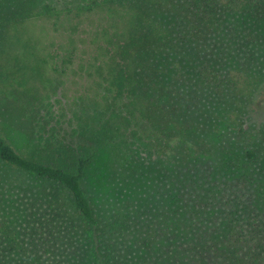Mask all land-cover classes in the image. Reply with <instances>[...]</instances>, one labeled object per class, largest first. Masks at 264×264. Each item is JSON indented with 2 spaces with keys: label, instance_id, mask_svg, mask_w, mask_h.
Segmentation results:
<instances>
[{
  "label": "trees",
  "instance_id": "1",
  "mask_svg": "<svg viewBox=\"0 0 264 264\" xmlns=\"http://www.w3.org/2000/svg\"><path fill=\"white\" fill-rule=\"evenodd\" d=\"M92 13L103 23L93 47L81 51L85 103L68 132L65 113L51 101L52 80L81 53L68 36L57 48L66 53L61 58L27 26L40 21L72 32ZM234 16L264 26V0H72L60 8L50 0H0V98L6 113L28 121L24 135L45 156L22 155L0 132V161L36 183L27 208H12L18 220L0 217V264H264V201L247 196L253 179L243 176L256 150L227 156V183L209 184L199 197L193 170L172 174L186 179L182 185L156 188L144 180L196 159L206 130L183 114L187 103L203 99L192 84L222 106L224 120L241 125L264 91V55L255 59L254 34L236 28ZM227 33L229 54L216 42ZM229 64L243 76L253 72L244 87ZM73 137L106 149L130 195L122 209L101 208L86 192L96 155L76 152Z\"/></svg>",
  "mask_w": 264,
  "mask_h": 264
},
{
  "label": "rangeland",
  "instance_id": "2",
  "mask_svg": "<svg viewBox=\"0 0 264 264\" xmlns=\"http://www.w3.org/2000/svg\"><path fill=\"white\" fill-rule=\"evenodd\" d=\"M50 1L59 8L70 5L72 2V0ZM100 17L101 14L99 13H92L83 17L79 21L78 28L72 32L69 26L63 25L54 28L51 23L43 24L40 21H31L27 28L32 37L41 41L42 45H50L52 52L59 54L62 58L66 53L61 50L58 51L57 48H59V44L69 43L68 36H72L75 40L79 53L86 47H93L90 42L95 40L97 27L103 23L100 21ZM230 21L238 29L241 26H247L251 34H254L252 48L254 54L259 55L255 56V59L260 62L261 56L264 55V26L254 24L255 21L248 18L237 16H234ZM228 38L229 33L224 34L221 40L216 41L221 45L219 47L223 48L222 52L225 54H229ZM81 58H83V54H77V59H74V64L69 70L62 75L54 74L52 80L54 94L51 95V101L59 113H65V117L60 120L68 132L76 124L75 119L80 116L85 103L80 101V96H83L87 87L85 77L78 70ZM234 67V64H229L226 70H229L230 76L237 81V87H244L250 76H253V72L250 71V75L243 76L241 71H234ZM256 69L258 70L259 66ZM181 91L184 90L180 89L179 92ZM190 91L194 93L193 96L202 97L203 99H200L199 105L197 101L187 103L189 106L183 114L194 118L197 125L206 130L200 132L195 148V150H198L196 151V159H189L185 162L180 161L174 165V168L164 169L166 171H160V169L151 174L145 173L146 185H154V187L156 185L165 186L166 183L182 185L186 179L180 180L179 177L172 174L179 172L181 173L179 175L183 177L193 170L197 175L191 176L190 180L197 183V187L201 184V187L192 191L193 197L194 194L198 197L202 196L205 193V186L215 184L221 187L227 183L223 179V175L225 177L228 175L226 166L230 161L227 156L235 158L241 151L252 149L258 152L257 161L252 165L253 167L243 170V176L244 178L250 176L253 179L251 180L253 185L247 184L251 185L247 196L252 198L254 202L257 201V205H259L260 201H264V91L261 94L259 93L256 100H254L255 103H251L252 105L249 106V114L247 118L243 119V125L224 120L222 106L219 103L208 101L209 98L201 92L199 93L195 84L190 86ZM26 130L30 131L28 121L16 116L15 113L12 115L6 113L4 111V101L0 98V132H3L8 142L17 152L25 156H33L45 162V156L41 151H37L36 145L25 137L24 133L28 132ZM72 139L74 140L72 146L76 152L86 156L96 155L88 167L84 180L86 192L101 208L122 209L123 205L129 202L130 195L128 188L124 185V178L109 168L106 152L104 151L106 149L79 140L76 141L74 137ZM200 151L215 152L216 155H200L198 154ZM238 161H241V159H238ZM235 166H238V164ZM35 185V180L30 178L29 175L0 161V217L8 220H18L15 213L13 214L12 208L16 209L17 207L18 210L24 211L30 203ZM228 187H231V185ZM181 191L184 195L187 194V190L184 188H181ZM217 192L219 197L226 194V191L222 193L218 189ZM258 193H261V196ZM7 211L10 213L7 214Z\"/></svg>",
  "mask_w": 264,
  "mask_h": 264
}]
</instances>
